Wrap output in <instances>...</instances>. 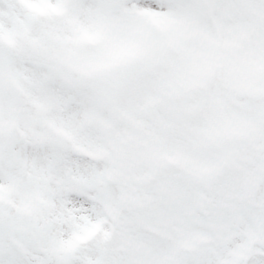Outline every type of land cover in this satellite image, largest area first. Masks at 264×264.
I'll use <instances>...</instances> for the list:
<instances>
[{
    "label": "snow or ice",
    "instance_id": "1",
    "mask_svg": "<svg viewBox=\"0 0 264 264\" xmlns=\"http://www.w3.org/2000/svg\"><path fill=\"white\" fill-rule=\"evenodd\" d=\"M0 264H264V0H0Z\"/></svg>",
    "mask_w": 264,
    "mask_h": 264
}]
</instances>
